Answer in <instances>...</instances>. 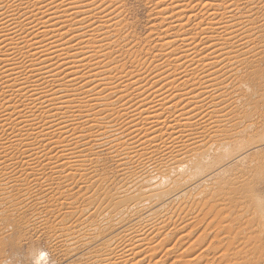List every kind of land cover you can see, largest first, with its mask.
Wrapping results in <instances>:
<instances>
[{"label":"bare ground","instance_id":"obj_1","mask_svg":"<svg viewBox=\"0 0 264 264\" xmlns=\"http://www.w3.org/2000/svg\"><path fill=\"white\" fill-rule=\"evenodd\" d=\"M146 1L131 44L123 0H0V193L48 168L75 178L77 147L109 144L118 187L80 175L85 207L53 224L67 256L164 264L199 219L171 263L264 264V207L234 208L264 148V0Z\"/></svg>","mask_w":264,"mask_h":264},{"label":"rangeland","instance_id":"obj_2","mask_svg":"<svg viewBox=\"0 0 264 264\" xmlns=\"http://www.w3.org/2000/svg\"><path fill=\"white\" fill-rule=\"evenodd\" d=\"M122 5L124 20L127 21V24L131 22V25H128V28L130 29H126L127 32H130V34H132L128 36V39H132L133 43L131 44H135L138 42L137 40L141 41V37H144V34H146V32L149 30V26H147L151 21L149 14V5L147 4L146 0H125V2L123 0ZM125 23L126 22H124V24ZM135 38H137V42L134 40ZM107 39L108 41H110V39L115 38L108 37ZM120 40L121 39L118 38V41ZM121 41L122 42L120 43L121 45H123L122 43L127 40ZM121 58L123 60H121ZM121 58L120 60L122 61V63L127 61L126 54H122ZM247 121H249L250 123L253 122L254 119ZM247 121L240 122L238 124V127L244 128L246 126L245 124L248 123ZM103 145H105L106 147ZM80 146L77 148L80 149L81 152L76 153L80 154V158H84L87 161L85 162L86 164L74 165V169L71 172L73 173L75 178H69V176H64L67 172H65V170L63 169L55 170L53 168H48L47 170L45 169L43 172L40 171V175L38 174L39 171L38 173H36L38 174L37 176L35 175L36 177H40L42 173L43 176L41 177L42 179H39L38 185L33 186L32 191L30 193L20 192L18 194V192L16 191L11 192V195H13L12 198L8 197L9 195H7V191L0 193V198L5 196L6 198H8H5L6 200L0 199V264L88 263V258H80L78 257V255H70L71 252H69V256L71 257L67 256L68 253L65 254L66 249L63 246L58 245V243L55 241V229H53V224L61 219L62 221L66 222H68L67 220L70 219V221L74 222L72 220V218H74L72 215L74 212L68 213L69 210H67V208L73 209L75 206H79L82 209L83 207H85L84 200L82 199L80 193L78 194V186H76L74 183L75 179L78 178L80 175L90 177L89 175L95 174V177L100 178L102 182L105 178V189L110 191H114L118 187V178H120V175L119 171L116 172V162L112 160L113 158L111 157V154H109V144H101L98 146H85L80 144ZM97 147L99 148V150L97 149ZM77 148L75 149V151H77ZM263 153L264 148L258 150L255 157L257 159L256 165L250 171L249 169H247V171L244 173L245 181L257 183L253 186L252 196L250 200L246 197L241 196L240 194L237 196V199L239 197V201L237 200V203H235L236 206H233L234 208L236 207L237 209H239L241 212H243V210H246L247 204H249L252 209L254 206L257 207V205L261 206L262 208L264 207V182L262 179L264 178ZM30 178L32 179V177ZM25 180L26 178L23 177L22 182H24ZM40 182L41 184H39ZM60 182L62 183L59 184ZM63 185L66 186L65 190H63ZM68 185L70 187L69 190V187L67 188ZM82 189V192H84L85 186H83ZM66 192L67 196L62 195ZM69 193H71V195H69ZM53 195L55 197L59 196L60 198L63 196L62 198L66 199L63 200V202H61L62 199H60L58 202L61 203L58 204L53 199ZM188 195L189 194L185 195L184 198H186V196ZM31 196L33 197L31 198ZM253 197L255 198V201L253 200ZM180 198L182 199L183 197L180 195L174 196L172 198L174 200L173 203L178 204L184 199L183 198L182 200H180ZM256 198L258 201H256ZM172 199L171 201H173ZM69 201L72 203L71 205L69 204ZM103 204L104 201H102L99 206ZM9 211L13 213L12 217L6 215L7 212L9 213ZM90 211L91 210L89 208L84 210V213H88ZM199 221L201 220H194L193 223H190L188 227L183 230V232H188L189 235L187 237L185 236L182 240L183 245L181 244L177 247L174 246V248H172L174 250L172 254H166L165 256H163L164 264H173V262L171 263V261H173L172 259L177 258L176 255L183 254L186 252L185 251L181 253L180 251L184 249V246H186L187 243L192 242L193 239H195V237L199 235L200 231L204 227L203 222L205 221H203L202 223H197ZM209 230L210 229H206L207 237L204 238V244H206L211 237V233H209ZM179 232L181 233L182 231H177V235H179ZM169 238H171L172 242H170V240L168 242H170L171 244H175L174 239H176V236H174V238Z\"/></svg>","mask_w":264,"mask_h":264}]
</instances>
